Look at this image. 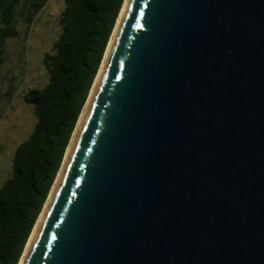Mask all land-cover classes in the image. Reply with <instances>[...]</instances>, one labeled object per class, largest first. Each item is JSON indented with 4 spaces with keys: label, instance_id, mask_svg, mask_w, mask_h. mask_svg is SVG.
<instances>
[{
    "label": "water",
    "instance_id": "water-1",
    "mask_svg": "<svg viewBox=\"0 0 264 264\" xmlns=\"http://www.w3.org/2000/svg\"><path fill=\"white\" fill-rule=\"evenodd\" d=\"M89 95L22 264H264V0H128Z\"/></svg>",
    "mask_w": 264,
    "mask_h": 264
},
{
    "label": "trees",
    "instance_id": "trees-1",
    "mask_svg": "<svg viewBox=\"0 0 264 264\" xmlns=\"http://www.w3.org/2000/svg\"><path fill=\"white\" fill-rule=\"evenodd\" d=\"M47 0H0V62L19 19L31 22ZM124 0H64L60 33L43 55L47 83L31 88L36 122L15 148L0 186V264H18L61 166Z\"/></svg>",
    "mask_w": 264,
    "mask_h": 264
},
{
    "label": "rangeland",
    "instance_id": "rangeland-1",
    "mask_svg": "<svg viewBox=\"0 0 264 264\" xmlns=\"http://www.w3.org/2000/svg\"><path fill=\"white\" fill-rule=\"evenodd\" d=\"M63 6L64 0H47L31 22L19 19L16 35L5 42L0 62V186L12 174L16 146L34 128V106L24 95L47 83L43 55L60 33Z\"/></svg>",
    "mask_w": 264,
    "mask_h": 264
},
{
    "label": "bare ground",
    "instance_id": "bare-ground-1",
    "mask_svg": "<svg viewBox=\"0 0 264 264\" xmlns=\"http://www.w3.org/2000/svg\"><path fill=\"white\" fill-rule=\"evenodd\" d=\"M127 2H128V0H124V2H123V5H122L121 10H120V12H119L118 18H117V20H116L115 27H114V29H113V32H112L111 37H110V39H109L108 45H107V47H106V50H105V53H104V57H103L102 62H101V64H100V67H99L98 73H97V75L95 76V80H94L93 86H95V84H96L97 81L99 80V78H100V74H101V72H102V70H103V68H104V66H105L106 59H107V56H108V54H109L110 47H111V44H112V41H113V38H114V34H115L116 30H117L118 24H119L120 21H121L122 15H123V13H124V11H125V8H126V6H127ZM89 102H90V95H89L88 99H86L85 105H84V107H83V109H82V112H81V115H80V117H79V119H78V122H77L76 128H75V130H74V132H73V136H72V138H71V143L69 144L67 151L69 150V148H70V146H71V144H72V142H73V138H74V136H75L76 130H77V128L79 127V125H80V123H81V121H82V118H83V116H84V114H85V112H86V109H87V107H88ZM64 162H65V160H64ZM63 164H64V163H63ZM62 169H63V166H62L61 169H60V173H61ZM60 173H59V174H60ZM56 184H57V180L55 181V183H54V185H53V187H52V189H51V192H50V194H49V197H48V199H47L46 202H45V207L48 205V202L50 201L51 195H52V193H53V191H54V188H55ZM43 212H44V211H43ZM42 214H43V213H41V214L39 215V217H38V219H37V222H36V224H35V226H34L32 232H31V234H30V236H29V239H28V241H27V244H26V246H25V249H24V251H23V253H22V256H21V258H20V262H19V264H22V262H23V260H24V258H25L26 252H27V250H28V248H29V244H30V242L32 241L33 236H34V234H35V230H36V228H37V224L40 222V220H41V218H42Z\"/></svg>",
    "mask_w": 264,
    "mask_h": 264
}]
</instances>
